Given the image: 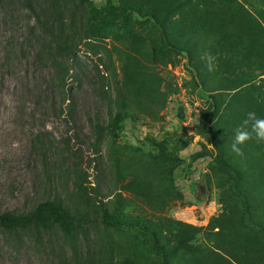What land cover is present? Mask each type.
<instances>
[{
	"label": "rangeland",
	"instance_id": "obj_1",
	"mask_svg": "<svg viewBox=\"0 0 264 264\" xmlns=\"http://www.w3.org/2000/svg\"><path fill=\"white\" fill-rule=\"evenodd\" d=\"M250 111L264 118V0H0V213L55 201L88 221L0 228V264H162L104 213L155 230L171 264H264V142L231 151ZM95 124L119 129L96 141Z\"/></svg>",
	"mask_w": 264,
	"mask_h": 264
},
{
	"label": "trees",
	"instance_id": "obj_2",
	"mask_svg": "<svg viewBox=\"0 0 264 264\" xmlns=\"http://www.w3.org/2000/svg\"><path fill=\"white\" fill-rule=\"evenodd\" d=\"M106 6L111 9L115 14L114 20H128L130 18V13L127 10H123L120 7L112 6L110 2L106 3ZM108 22V21H107ZM110 22H113L110 20ZM57 52L60 54L68 55L70 54L71 44L66 38L64 40H57L56 42ZM115 129H119L117 125L108 124L107 127H102L98 124L94 126V139L99 141L101 135L107 130L109 132H114ZM159 153L168 161H174L163 149H159ZM212 165H215L221 169L229 170L228 164L222 161H214ZM74 188L81 194L89 195V182L88 175L86 173H80L79 171H74ZM246 207L248 204L245 201ZM93 222H98L100 224L109 227H122L128 226L139 229L144 234H146L154 250L160 255V261L162 264H171L168 253L164 246L160 244V239L155 230L151 227L140 223L139 221H123L114 215H108L104 213L103 215L96 217ZM88 223L87 220L76 219L71 216L70 213L65 210L59 203L55 201H44L36 206V208L27 214H14L12 212H2L0 213V228L13 237L18 238L20 236V230L25 228H32L36 232L41 230L47 231L53 227H58L65 235L70 236L76 229L82 228L83 224Z\"/></svg>",
	"mask_w": 264,
	"mask_h": 264
},
{
	"label": "clouds",
	"instance_id": "obj_3",
	"mask_svg": "<svg viewBox=\"0 0 264 264\" xmlns=\"http://www.w3.org/2000/svg\"><path fill=\"white\" fill-rule=\"evenodd\" d=\"M253 139L257 142H264V118L258 117L255 112L250 111L234 131L231 151L237 156H243L242 147Z\"/></svg>",
	"mask_w": 264,
	"mask_h": 264
}]
</instances>
